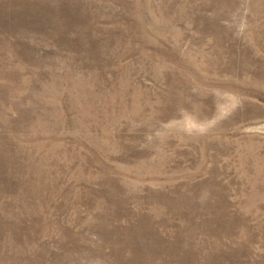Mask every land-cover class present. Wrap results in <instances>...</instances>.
<instances>
[{
	"label": "rangeland",
	"instance_id": "374dc122",
	"mask_svg": "<svg viewBox=\"0 0 264 264\" xmlns=\"http://www.w3.org/2000/svg\"><path fill=\"white\" fill-rule=\"evenodd\" d=\"M0 264H264V0H0Z\"/></svg>",
	"mask_w": 264,
	"mask_h": 264
}]
</instances>
